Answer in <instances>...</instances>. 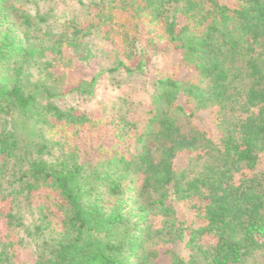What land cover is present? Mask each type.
<instances>
[{
    "label": "trees",
    "instance_id": "trees-1",
    "mask_svg": "<svg viewBox=\"0 0 264 264\" xmlns=\"http://www.w3.org/2000/svg\"><path fill=\"white\" fill-rule=\"evenodd\" d=\"M263 156L264 0H0V264H264Z\"/></svg>",
    "mask_w": 264,
    "mask_h": 264
},
{
    "label": "rangeland",
    "instance_id": "rangeland-1",
    "mask_svg": "<svg viewBox=\"0 0 264 264\" xmlns=\"http://www.w3.org/2000/svg\"><path fill=\"white\" fill-rule=\"evenodd\" d=\"M224 1L231 3L235 0ZM54 11L57 14L60 12H65V17L72 16L73 14H79V18L85 16L82 11H80L79 6L72 3L54 6ZM172 60V57L169 56H156L152 64L153 71L158 72L160 70H169ZM92 66H96V63L93 61ZM117 80L118 78L104 75L102 76L97 92L92 99L84 100L80 97H75L71 98L70 102L85 110H101L106 114H113L116 112L115 105H117L116 102H119L118 98L121 96H127L128 98L133 99L135 102H140V100H145L149 89L151 88V81L145 76H137L131 80L127 79L121 85L117 83ZM204 117L206 118V121L209 122L211 113L205 112ZM257 169L264 170V156L261 158ZM180 208L185 218H187L189 221H192L194 217L192 212L187 209V206H181ZM21 260L25 264H31L33 260L32 251L23 250L21 254Z\"/></svg>",
    "mask_w": 264,
    "mask_h": 264
}]
</instances>
